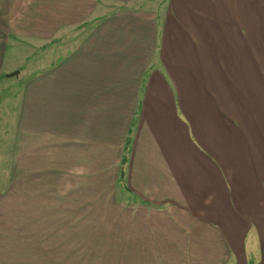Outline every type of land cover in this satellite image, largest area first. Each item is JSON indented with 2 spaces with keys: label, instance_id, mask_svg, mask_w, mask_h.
<instances>
[{
  "label": "crops",
  "instance_id": "obj_1",
  "mask_svg": "<svg viewBox=\"0 0 264 264\" xmlns=\"http://www.w3.org/2000/svg\"><path fill=\"white\" fill-rule=\"evenodd\" d=\"M0 264H264V0H0Z\"/></svg>",
  "mask_w": 264,
  "mask_h": 264
},
{
  "label": "rangeland",
  "instance_id": "obj_2",
  "mask_svg": "<svg viewBox=\"0 0 264 264\" xmlns=\"http://www.w3.org/2000/svg\"><path fill=\"white\" fill-rule=\"evenodd\" d=\"M163 0H159V2H161ZM79 29V28H78ZM78 29L76 30H73L72 32H70V34L68 35L67 37V40L71 43L73 41H75L76 39H78V37L80 36L79 35V32H78ZM21 48V47H20ZM20 48H17L16 49V55L15 56H12L11 53L10 55L7 56V59L8 60H12V59H15V60H20L19 62L21 63L25 57H31L32 59L35 58L36 54L37 56H40V50L38 48H36L35 46L33 47H27L25 50L23 49H20ZM20 51L19 55L17 53V51ZM37 52V53H36ZM33 62L34 61H27V64L25 65L26 67V72L28 70H30V66L33 65ZM24 66V65H23Z\"/></svg>",
  "mask_w": 264,
  "mask_h": 264
},
{
  "label": "water",
  "instance_id": "obj_3",
  "mask_svg": "<svg viewBox=\"0 0 264 264\" xmlns=\"http://www.w3.org/2000/svg\"><path fill=\"white\" fill-rule=\"evenodd\" d=\"M17 74H18V72H14V73L10 74V76H14V75H17Z\"/></svg>",
  "mask_w": 264,
  "mask_h": 264
}]
</instances>
